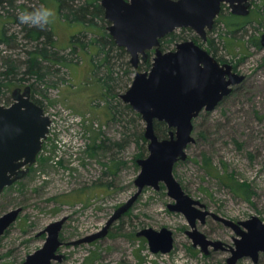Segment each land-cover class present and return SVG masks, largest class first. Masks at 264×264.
<instances>
[{
	"label": "rangeland",
	"instance_id": "obj_1",
	"mask_svg": "<svg viewBox=\"0 0 264 264\" xmlns=\"http://www.w3.org/2000/svg\"><path fill=\"white\" fill-rule=\"evenodd\" d=\"M32 1L28 4L33 9L45 6L55 10L50 23L57 38L53 49L72 61L69 65L46 62L54 73L43 80L28 73L27 51L33 50L37 41L26 38L27 24L18 22L23 11L20 6L9 2L0 6V36L4 29L10 37L8 43L0 41V104L8 105L9 96L13 102L16 88L31 86L48 114L54 115L52 132L36 164L24 178L0 194V216L23 207L2 236L0 264H23L30 253L44 245L47 233L40 232L63 216H68L61 231L64 241L101 230L115 210L138 190L135 179L141 167L137 160L149 154L148 141L140 139L138 143V135H133L141 130L144 134L146 123L140 113L123 107L125 102L120 96L131 85L136 72L129 52L122 56L116 50L111 52L115 76L121 83L107 93L101 76L108 68L101 65L104 59L98 55L99 48H90V43L85 48L76 46L78 40L73 39L82 31L89 42L92 36L103 34V28L110 23L71 22L61 17L58 0ZM22 2L17 0L16 5ZM251 2L248 16H232L226 5L209 31L208 40L192 28H178L177 38L161 45L163 50H171L177 42L193 39L229 59L246 76L214 110H203L194 120L195 142L187 147V159L174 166V175L186 193L206 204L210 211L234 221L253 215L264 220V47L260 43L264 33V0ZM229 19L238 21V29L229 25ZM14 35L16 38H12ZM212 38L217 49L211 46ZM14 59L19 64L17 73L7 79L1 74L7 69L4 60ZM118 100L123 102L121 117L111 107ZM61 108L81 121L68 127V117ZM124 138L127 140L121 150L113 145L110 149L99 146ZM239 184H245L248 196L236 191L234 185ZM173 202L175 199L168 194L164 182L159 189L146 186L105 237L78 246H61L59 252L66 258L53 264H227L229 251L210 247V253L205 254L199 247H192L186 233L191 229L190 223L182 212L168 208ZM145 227L171 229L175 237L173 250L153 253L147 239L136 235ZM198 228L210 239L233 244L235 233L222 222L209 217L204 224L198 222ZM237 264H264V254L257 262L244 257Z\"/></svg>",
	"mask_w": 264,
	"mask_h": 264
},
{
	"label": "water",
	"instance_id": "obj_2",
	"mask_svg": "<svg viewBox=\"0 0 264 264\" xmlns=\"http://www.w3.org/2000/svg\"><path fill=\"white\" fill-rule=\"evenodd\" d=\"M222 3L229 4L236 15L248 16L251 12V0H101L105 18L110 22L109 33L119 46L126 48L136 69L131 85L120 96L144 119L149 154L137 160L141 167L135 179L138 190L115 210L101 230L63 241L61 231L68 220V216H63L40 232L47 233L44 245L30 253L23 264L62 262L66 255L59 252L61 246H78L105 237L146 186L159 189L161 182L175 199L168 208L182 212L190 223L191 229L186 233L193 248L199 247L205 254L210 253V247L230 251L227 264H237L244 257L257 262L264 254V220L253 215L234 221L210 211L206 204L186 193L174 175L176 162L187 159V147L195 142L194 120L203 110H214L246 76L234 71L231 63L220 64L194 40L180 41L174 49L163 50L161 39L178 28H192L207 39ZM260 43L264 47V33ZM151 50L155 52L151 68L139 70V63L148 58ZM31 89L18 87L13 91V103L0 104V194L26 176L37 162L50 131L52 119L44 107L32 100ZM156 120L171 128L168 137H159ZM22 211L20 206L0 216V241ZM208 216L234 230V245L210 239L198 228V221L204 224ZM136 235L147 239L153 253H169L174 248V232L167 227H145Z\"/></svg>",
	"mask_w": 264,
	"mask_h": 264
},
{
	"label": "trees",
	"instance_id": "obj_3",
	"mask_svg": "<svg viewBox=\"0 0 264 264\" xmlns=\"http://www.w3.org/2000/svg\"><path fill=\"white\" fill-rule=\"evenodd\" d=\"M17 0H0V6L6 2H9L13 6L17 7L20 6L21 9L24 10H31L33 9L32 6H30L28 3L33 2L32 0H23V2L19 5H16ZM43 1V0H42ZM59 2V12L61 17H65L66 20H70L71 22H81L86 25H93L98 24L100 21H107L105 18V9L101 4V0H58ZM34 3V2H33ZM234 16V15H232ZM17 20V18H16ZM229 25H233L237 28L239 26V23L236 20L229 19ZM236 21V22H235ZM20 23V21H18ZM22 24V23H21ZM108 26V25H107ZM106 26V27H107ZM104 26H102L103 28ZM104 27V32L101 35H95L94 37L88 40H85L86 34L84 32H79V34H75L73 39L78 40V43L76 46H82V48H85L90 43V48L97 47L98 55L100 58L104 59V62L101 65H106V74L101 76L103 79L104 87L109 93L111 90L115 88V86L118 84V82L121 83L119 78H117L116 72L113 69L112 63H111V52L116 50L120 56L127 53V50L125 47L119 46L111 34L109 33L108 29ZM24 31L26 32L25 36L31 41L36 42L37 44L34 47L33 50H28V59L26 63L28 64V73L35 74L40 80H43L47 78L48 75H51L54 73L50 68L51 66L47 64L46 62L51 61L59 64L69 65L70 61H72L71 58L68 56L60 55V52L58 50H54L53 47L56 45L57 38L54 35V29L51 26V24L47 25L45 28H40L38 26H28L24 25ZM238 29V28H237ZM236 29V30H237ZM184 30H186L184 28ZM235 30V31H236ZM233 31V30H232ZM234 31V32H235ZM12 38H16L14 35ZM177 38V34L175 31L169 33L166 37H164L161 40V43L163 44L164 41L172 42ZM56 39V40H55ZM10 40V37L6 34V31L4 29L1 30V36L0 41L4 43H8ZM212 47L214 49H217L215 47V38H212ZM94 45V46H93ZM56 47V46H55ZM89 48V50H90ZM163 49V48H162ZM88 50V52H89ZM76 51L75 47L73 48L72 52L74 53ZM154 52L150 51L148 58L140 63L139 67L150 69L152 66ZM4 65L7 67L3 72H1L2 75H5L7 79L10 78V74L17 73V69L19 67L18 60H4ZM129 65V62L127 63ZM101 65L98 64L100 67ZM128 71H126L127 73ZM36 91V90H35ZM35 91L31 94L32 100H34L36 103L41 105L45 108L43 100L39 99ZM107 95V94H106ZM114 97L117 96V93H113ZM12 103L10 96L8 97L7 104L10 105ZM123 102L121 100H118L116 104H112L111 107L114 109L115 114L119 113L120 117L121 115H124V110H122L121 105ZM124 108L129 109L130 111L134 112V109L131 107L130 104L124 103ZM155 129L157 134L160 138L168 137L170 135L171 128L168 127V125L165 122L162 121H155ZM133 135H138L137 142L140 143V139L147 142L142 130L139 132L133 133ZM126 138L122 141H114L111 144H108L107 146L102 143L99 146L102 148H108L110 149L111 146H115L117 149L121 150L124 148L126 143ZM236 185V184H235ZM235 189L237 192L243 193V195H247L246 189L243 187L245 184H239L238 186H235ZM248 196V195H247ZM248 198V197H247ZM85 264V263H84Z\"/></svg>",
	"mask_w": 264,
	"mask_h": 264
},
{
	"label": "clouds",
	"instance_id": "obj_4",
	"mask_svg": "<svg viewBox=\"0 0 264 264\" xmlns=\"http://www.w3.org/2000/svg\"><path fill=\"white\" fill-rule=\"evenodd\" d=\"M55 15L56 13L54 9L40 6L31 10L22 11L18 16V20L20 23L27 24L30 27L38 26L40 28H45L51 23Z\"/></svg>",
	"mask_w": 264,
	"mask_h": 264
},
{
	"label": "flooded vegetation",
	"instance_id": "obj_5",
	"mask_svg": "<svg viewBox=\"0 0 264 264\" xmlns=\"http://www.w3.org/2000/svg\"><path fill=\"white\" fill-rule=\"evenodd\" d=\"M252 3V2H251ZM226 5H228L229 6V4H227V3H222V8H221V12H222V10H223V8L226 6ZM230 7V6H229ZM230 9H231V7H230ZM220 12V13H221ZM231 12H232V10H231ZM232 14L234 15V16H241V15H236V14H234L233 12H232ZM219 16V15H218ZM217 19V18H216ZM215 22H216V20H215ZM238 22V21H237ZM214 25H215V23H214ZM108 27V26H107ZM213 28H214V26H213ZM212 30V29H211ZM211 30H208V33H209V31H211ZM208 33H207V39H204L202 36V39L203 40H208V39H210L209 37H208ZM162 40V39H161ZM193 40V39H192ZM195 41V40H194ZM196 42V41H195ZM197 44H199L200 46H202L203 48H205L207 51H209L219 62H220V64H224V63H231L232 65H233V69H234V71H237V67L235 66V64H233L229 59H226V58H223V57H221V56H218L217 55V53H215L214 51H213V49L211 48V47H209V48H207V47H204L203 45H201L200 43H198V42H196ZM161 45H162V43H161ZM161 47V46H160ZM162 48V47H161ZM152 51V50H151ZM149 53H150V51L148 52V55H149ZM154 54H155V52H154ZM154 57V56H153ZM142 61H144V60H142ZM141 61V62H142ZM140 62V63H141ZM140 63H139V65H140ZM238 72V71H237ZM239 73V72H238ZM245 80V79H244ZM32 88V87H31ZM31 94H32V89H31ZM39 156V155H38ZM37 160H38V158H37ZM36 164V163H35ZM34 164V165H35ZM33 166V165H32ZM32 166L30 167V170H31V168H32ZM30 170H29V172H30ZM28 172V173H29ZM27 173V174H28ZM26 174V175H27ZM21 180V179H20ZM19 181V180H18ZM18 181H16V182H18ZM15 182V183H16ZM14 183V184H15ZM13 185V184H12ZM11 186V185H10ZM209 217H211V218H213L212 216H208L207 217V220H208V218ZM214 219V218H213ZM215 220V219H214ZM215 221H218V220H215ZM199 222V221H198ZM207 222V221H206ZM218 222H220V221H218ZM230 228V227H229ZM233 230V229H232ZM234 231V230H233ZM235 233V232H234ZM236 235V234H235ZM234 235V236H235ZM234 236H233V244L232 245H234ZM64 241V240H63ZM230 245V244H229ZM213 248V247H212ZM60 250V249H59ZM213 250H214V248H213ZM215 251H217V250H215ZM230 252V251H229ZM231 253V252H230Z\"/></svg>",
	"mask_w": 264,
	"mask_h": 264
},
{
	"label": "built area",
	"instance_id": "obj_6",
	"mask_svg": "<svg viewBox=\"0 0 264 264\" xmlns=\"http://www.w3.org/2000/svg\"><path fill=\"white\" fill-rule=\"evenodd\" d=\"M62 109V113L63 114H65L67 117H68V119H67V125H68V127H70L71 125H73V124H76V121H79V117L77 118L75 115H73L68 109H66V108H61ZM47 113H48V111H47ZM50 115V117H51V119H52V124H51V126H50V131H49V134H48V136H50V134H51V132H52V129H53V123H54V115L52 114H49ZM80 121H81V119H80Z\"/></svg>",
	"mask_w": 264,
	"mask_h": 264
}]
</instances>
